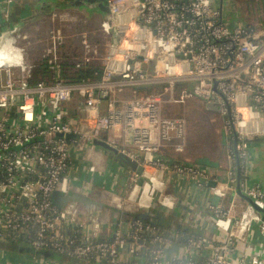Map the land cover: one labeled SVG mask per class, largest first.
<instances>
[{
	"label": "built area",
	"instance_id": "obj_1",
	"mask_svg": "<svg viewBox=\"0 0 264 264\" xmlns=\"http://www.w3.org/2000/svg\"><path fill=\"white\" fill-rule=\"evenodd\" d=\"M107 7L97 30L107 45L104 54L92 31L73 28L52 33L46 52L57 67L65 41L77 38L74 61L101 74L92 82L30 85L31 62L25 49L13 48L27 36L0 27V244L56 252L79 264H264L263 217L238 194L239 187L264 209V189L241 175L258 126L255 114L264 121V11L232 27L215 0H108ZM135 88L161 93L142 96ZM191 100L225 116L226 137L234 140L226 177L176 158L185 153L187 125L164 109ZM77 101L82 114L76 125L68 108ZM96 141L143 169L139 175L119 165L114 173L115 180L127 175V190L123 196L109 192L108 205L127 218L113 223L106 210L90 216L79 203L53 200L56 192L71 195L72 155L89 160ZM173 188H187L186 204L205 213L184 212V220L206 219L201 226L212 234L166 231L134 216L150 208L170 215L179 200ZM0 264L57 263H14L0 249Z\"/></svg>",
	"mask_w": 264,
	"mask_h": 264
},
{
	"label": "crops",
	"instance_id": "obj_2",
	"mask_svg": "<svg viewBox=\"0 0 264 264\" xmlns=\"http://www.w3.org/2000/svg\"><path fill=\"white\" fill-rule=\"evenodd\" d=\"M69 1V0H68ZM70 0V3H67L66 0H18L14 6L8 7L6 4V0H0V27L7 28V29H14L19 28L21 29L22 33L32 37L30 33L35 35L36 37H41L44 34L43 29V18L44 16H48L51 13H55L56 11H65L68 8L84 10L85 7L83 6H74ZM217 1V0H216ZM221 3V0H218ZM76 5V4H75ZM65 6V8H61ZM90 8L92 10H84L86 11L89 19H101L102 16L105 15L103 11L95 9L93 5ZM85 8V9H90ZM68 12H71V11ZM8 11V16H6V12ZM52 15V14H51ZM98 17V18H97ZM71 29V28H70ZM69 29V30H70ZM34 38V36H33ZM30 41V40H29ZM28 41V42H29ZM79 40H77L78 42ZM50 40L47 41L48 46L47 48L42 47L43 45L37 44L40 51H36L32 53L30 47V42L26 44L28 51L31 53L29 61L32 62L34 59L38 57L39 54L46 53L49 49ZM46 47V46H45ZM26 48V51H27ZM38 48V49H39ZM27 51V52H28ZM69 51V50H68ZM28 52V53H29ZM72 55V53H69ZM200 105L204 108L207 112H212L206 109V105L198 100ZM82 103L77 101L76 104H70L68 108V113L71 116L73 123L76 125L81 116V109ZM216 113V112H215ZM219 114V113H218ZM256 116V125H258L253 130L254 138H249L248 141V160L246 162V172L244 175L247 177V181L250 185H260L264 189V140L262 136L264 134V121L261 118L259 113L255 114ZM223 118L225 116H222ZM221 136V134H220ZM223 145V146H222ZM95 148L91 149L89 160L83 159L80 155H77L75 152L72 155V168L69 171L70 176L74 180V188L72 189V194L77 192H84L89 200L96 202L102 206V210L99 216L105 214L104 212H108L105 217L110 219V223L117 222L119 219H126L127 217H119L116 218V210L108 205L111 200L109 192L117 194L119 196H123L127 190V175L119 174L118 179L115 180L114 173H117V168L119 165L122 167L123 165L118 161L117 157L111 151H108L102 147L97 145L94 146ZM224 147V142L222 137L219 140V143L216 147H213L209 152H197L196 155H193L190 152V148L186 145V150L183 155H178L176 158L182 160L183 162H198L199 164L207 165L215 169L220 175L225 176L227 175V169L229 168L228 161V146ZM90 165H95L97 170L96 173L88 172V167ZM124 167V166H123ZM117 175V174H116ZM144 179V178H143ZM174 194L179 198L176 209L172 212L169 217V221L171 223L183 225L184 228L189 229H196L198 231H202L203 233L212 234V232L204 227H202V221L206 224V219H202L205 217V213L203 210H197L189 204H186V197H187V188H181L177 190V188H173L172 190ZM204 200V199H203ZM82 205V204H81ZM83 211L87 213V215L91 216L89 210L82 205ZM106 210V211H105ZM244 210L243 206H239L236 210V214L240 215L241 211ZM141 212L155 214L156 212L159 213V209L150 208V209H142ZM184 212H192L196 213L197 215H201L199 222L194 221L191 223H187L184 220ZM161 213V212H160ZM257 231V230H256ZM257 238L262 241L261 235L257 232ZM21 249L23 247H20ZM27 252H20L17 253L15 251H7L9 256L13 259L14 263H17L20 259L26 260V262H30L34 260V258H39L40 260H50L54 261L57 264H79L77 262H73L69 259L61 257L60 259H47L43 256H37L33 250L24 248Z\"/></svg>",
	"mask_w": 264,
	"mask_h": 264
},
{
	"label": "rangeland",
	"instance_id": "obj_3",
	"mask_svg": "<svg viewBox=\"0 0 264 264\" xmlns=\"http://www.w3.org/2000/svg\"><path fill=\"white\" fill-rule=\"evenodd\" d=\"M216 1V0H215ZM74 2V0H73ZM67 3L70 1L67 0ZM216 3L221 7L220 2L217 0ZM66 9L65 11H56L48 16H44L43 29L44 34L41 37H36L32 33L27 36L26 41L22 38H17V42L14 43V49H25L24 56L25 59L30 58L31 53L28 51L26 44L30 42V47L32 53L40 51L41 48L37 44L43 45L42 47L47 48V41L51 39L52 33L61 31L62 33H67L70 28L80 30V31H92L91 35L95 40H102L99 47L102 54L107 50V45H105V40L102 36L97 33L98 27L102 19H89L86 11L78 9ZM71 12H68V11ZM264 11V0H229L227 6H222L224 19L230 24V26L235 27L241 23H247L251 18L253 13L254 17L260 15L261 11ZM257 12V13H256ZM248 21H247V20ZM251 22V21H249ZM34 36V38H33ZM92 38V37H91ZM30 40V41H29ZM77 38L73 37L70 40L65 41L68 53H80V44L77 42ZM29 41V42H28ZM46 46V47H45ZM27 48V52L26 51ZM39 48V49H38ZM69 50V51H68ZM160 91L154 90L155 95H159ZM140 95H145L141 93ZM139 95V96H140ZM127 97L136 96L132 92L126 93ZM198 100H191L184 105H167L164 109V115L172 118H183L186 121V145L190 148V152L196 155L197 152H209L213 147H216L219 143L220 138L224 142V147L226 148V121L222 117V114L215 112H207L204 110L202 105H200ZM221 134V136H220ZM223 146V145H222ZM199 164L198 162H196Z\"/></svg>",
	"mask_w": 264,
	"mask_h": 264
},
{
	"label": "trees",
	"instance_id": "obj_4",
	"mask_svg": "<svg viewBox=\"0 0 264 264\" xmlns=\"http://www.w3.org/2000/svg\"><path fill=\"white\" fill-rule=\"evenodd\" d=\"M67 1V0H66ZM70 1V0H69ZM61 8H65V6H62ZM62 49L66 51L68 48L65 44H63ZM79 57L78 53H73V55L69 54L67 51L65 54L62 55V59L60 64L57 67L53 68V63H51L50 56L47 55L45 52L42 54H39L36 59H34L31 62V69L29 73V78L28 82L30 85L37 84L38 82H48V83H54L55 81H63L66 84H78L82 82H92L96 79H99L101 74L99 72V69L97 67H86L84 66L80 61H74ZM154 90H158L161 92L159 88H148V89H140V88H135L133 89L134 92L136 93H147V94H153ZM226 143L229 149H233L234 147V140L233 137H227L226 138ZM242 164V163H241ZM243 166V164H242ZM242 179L245 177L243 172L241 173ZM247 178V177H246ZM137 217L139 216L140 218L146 219L147 221L158 225L162 227L164 230L169 231V230H175V231H180L181 233L185 232L186 234L189 235H209L207 233H203L202 231H198L196 229H187L184 228V226L177 225L175 223H171L169 221L170 217L169 215H166L165 213H144V212H139L135 214L134 216ZM142 215V217H141ZM144 215V216H143ZM116 217L119 218V215L116 214ZM123 217H126L125 215ZM0 249L3 251H15L17 253L20 252H27L26 249L20 248L17 245L11 244V245H3L0 244ZM32 250V249H31ZM37 256H43L44 258L47 259H60L61 257H64L68 259L66 256L58 254L56 252H48V251H34ZM74 262V261H73Z\"/></svg>",
	"mask_w": 264,
	"mask_h": 264
},
{
	"label": "water",
	"instance_id": "obj_5",
	"mask_svg": "<svg viewBox=\"0 0 264 264\" xmlns=\"http://www.w3.org/2000/svg\"><path fill=\"white\" fill-rule=\"evenodd\" d=\"M228 3H229V0H221L220 5H221V7L227 6ZM73 5L78 6V7L83 6L85 8H90L91 5H93V7L95 9L103 11V13H105V15H109L108 8L105 6L104 0H76L75 3H73ZM243 24H245V23H243ZM118 36H120V35H118ZM206 109L209 111H212V112L220 113V110L211 104H207ZM235 144H236V139H235ZM95 145L102 147V148L114 153V155L117 157L118 161L124 167L130 168L133 171H136L139 175L143 174L142 167L138 166V164L135 161H133L132 159H130L126 155L119 153L116 149L110 147L109 145H107L106 143L101 142V141H96ZM238 162H239V160H238ZM238 194L242 199H244L247 203H249V205L252 206L253 209L255 211H257L264 219V209L257 207L256 204L254 203V201L251 198L244 195V193L239 189V187H238ZM53 200L59 206H64L69 202H75V203L82 204L89 210V212L93 216L99 215L101 210H102V206L100 204L89 200L87 198L86 194H84L83 192H77V193L69 195V196H65V195L61 194L60 192H56L53 196ZM141 217H142V215H141ZM144 220H146V219H144Z\"/></svg>",
	"mask_w": 264,
	"mask_h": 264
},
{
	"label": "bare ground",
	"instance_id": "obj_6",
	"mask_svg": "<svg viewBox=\"0 0 264 264\" xmlns=\"http://www.w3.org/2000/svg\"><path fill=\"white\" fill-rule=\"evenodd\" d=\"M146 194H149L150 193V190L148 188H146ZM260 223H261V226H262V230L264 231V219H261L260 220Z\"/></svg>",
	"mask_w": 264,
	"mask_h": 264
},
{
	"label": "flooded vegetation",
	"instance_id": "obj_7",
	"mask_svg": "<svg viewBox=\"0 0 264 264\" xmlns=\"http://www.w3.org/2000/svg\"><path fill=\"white\" fill-rule=\"evenodd\" d=\"M72 2H73V1H72ZM107 2H108V0H104V4H105L106 7H107ZM107 8H108V7H107ZM92 9H93V8H90V9H85V8H84V10H86V11H87V10H92ZM108 12H109V10H108ZM103 17H105V15L102 16V18H103Z\"/></svg>",
	"mask_w": 264,
	"mask_h": 264
}]
</instances>
